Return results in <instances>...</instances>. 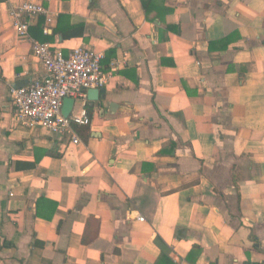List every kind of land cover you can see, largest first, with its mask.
<instances>
[{
    "label": "crops",
    "instance_id": "obj_1",
    "mask_svg": "<svg viewBox=\"0 0 264 264\" xmlns=\"http://www.w3.org/2000/svg\"><path fill=\"white\" fill-rule=\"evenodd\" d=\"M24 1L0 0V264H264V0H31L30 38L102 55L79 144L14 115L45 73Z\"/></svg>",
    "mask_w": 264,
    "mask_h": 264
},
{
    "label": "built area",
    "instance_id": "obj_2",
    "mask_svg": "<svg viewBox=\"0 0 264 264\" xmlns=\"http://www.w3.org/2000/svg\"><path fill=\"white\" fill-rule=\"evenodd\" d=\"M19 37L31 42V51L42 63L45 73L24 86H10L9 96L17 120L27 126L41 127L58 140L81 143L74 125H88L91 118L86 108V91L100 88L105 83L101 71L102 55L90 46L81 45L65 55L49 42H38L29 37V19L47 14V8L31 0L9 9ZM26 17V20L22 18ZM65 98L74 100L67 117L61 113ZM78 104V108L74 110ZM141 219V218H140Z\"/></svg>",
    "mask_w": 264,
    "mask_h": 264
},
{
    "label": "water",
    "instance_id": "obj_3",
    "mask_svg": "<svg viewBox=\"0 0 264 264\" xmlns=\"http://www.w3.org/2000/svg\"><path fill=\"white\" fill-rule=\"evenodd\" d=\"M102 89L100 88H94V89H88L86 91V97L88 100L90 101H96L98 99L99 96V92ZM74 104V100L72 98H65L62 102V106H61V113L63 116L67 117L73 107Z\"/></svg>",
    "mask_w": 264,
    "mask_h": 264
},
{
    "label": "trees",
    "instance_id": "obj_4",
    "mask_svg": "<svg viewBox=\"0 0 264 264\" xmlns=\"http://www.w3.org/2000/svg\"><path fill=\"white\" fill-rule=\"evenodd\" d=\"M87 111H88V114H89V116L91 118L90 111L89 110H87ZM244 264H260V263H254V262H251V261H246Z\"/></svg>",
    "mask_w": 264,
    "mask_h": 264
}]
</instances>
